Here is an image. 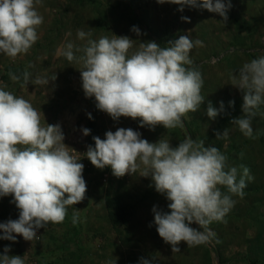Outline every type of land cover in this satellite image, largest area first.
I'll return each mask as SVG.
<instances>
[{
	"label": "rangeland",
	"instance_id": "rangeland-1",
	"mask_svg": "<svg viewBox=\"0 0 264 264\" xmlns=\"http://www.w3.org/2000/svg\"><path fill=\"white\" fill-rule=\"evenodd\" d=\"M231 3L226 24L216 13L187 6L181 12L179 5L157 0H41L36 5L43 17L38 39L26 54L11 58L0 53V88L29 101L41 113L42 126H61L64 144L84 165L87 191L82 202L67 207L63 223L38 229L32 241L22 236H16L15 242L0 239V254L10 247L8 254L21 256L24 264H114L115 260L116 264H142L143 259L150 264H264V104L254 110L251 137L231 123L243 115V93L233 86L232 75H238L243 64L264 55V0ZM181 17H189L190 22ZM133 26L140 29L139 37L131 31ZM80 30L91 36L81 40L77 35ZM184 34L202 41L191 50L190 59L191 66L202 74L205 100L197 112L182 118L183 127L173 129L158 125L149 130L139 126V119L126 117L114 121L97 109L94 97L86 98L79 71L82 64L63 55L68 43L82 48L88 39L101 36H128L167 47L168 41ZM139 41H134L129 54ZM82 54L75 52L76 56ZM7 68L15 70L20 80L13 81ZM25 71L30 74L26 85ZM54 75L56 79L51 80ZM37 78L49 83L33 84ZM209 101L217 109L221 101L224 105L214 120L206 114ZM119 127L132 128L151 143L168 140L172 147L186 137L202 140L206 147L215 146L227 157L228 168H237V180L243 175L241 166L250 170L252 178L245 177L243 197L233 195L235 204L224 220L209 225L215 234L209 242L196 246L181 242L180 251L172 252L156 231L152 213L153 206L170 211L169 201L156 192L151 178L139 172L117 178L110 167L97 169L84 156L88 145L94 147L92 136L104 139L107 131ZM82 128L90 129V134L84 136ZM225 129L228 136L217 139L215 133ZM218 187L231 195L225 186ZM12 199L0 197V223L18 219L19 209ZM74 214L78 217L75 224ZM190 226L199 229L195 223Z\"/></svg>",
	"mask_w": 264,
	"mask_h": 264
},
{
	"label": "clouds",
	"instance_id": "clouds-1",
	"mask_svg": "<svg viewBox=\"0 0 264 264\" xmlns=\"http://www.w3.org/2000/svg\"><path fill=\"white\" fill-rule=\"evenodd\" d=\"M41 0H0V53L11 58L26 54L38 39L37 28L43 17L36 10ZM157 3L179 5L216 13L224 24L228 21L231 0H157ZM190 22L189 17H181ZM131 31L139 37L140 29ZM83 40L91 33L80 30ZM134 41L128 36L112 38L101 36L88 39L87 44L65 46L63 55L68 61L82 64L80 71L82 89L86 98H95L96 107L114 121L121 117L139 119L140 127L154 130L162 125L165 129L183 127L182 118L189 112H197L204 102L201 95L203 79L193 65L190 52L201 46L202 41L188 35L170 40L167 47L155 41L138 44L129 54ZM75 50V51H74ZM75 52H82L76 56ZM13 81L20 77L9 73ZM54 75L51 80H55ZM233 86L243 93L242 112L231 123L248 137L253 134L254 111L264 104V55L243 64L238 75H232ZM30 74L23 73L28 84ZM33 84H48L49 80L37 78ZM230 105L234 101L229 102ZM224 110L214 108L208 102L206 114L214 120ZM88 118L92 119L91 113ZM84 136L90 129H81ZM217 139L228 136L215 133ZM64 133L59 124L42 126L41 113L23 97H17L0 88V197L11 196L19 209L16 220L0 223L3 235L0 239L15 242L16 236L26 241L37 237V230L49 223H63L67 207L85 199L87 185L83 178L84 165L70 154L64 144ZM94 147L87 146L84 156L97 169L110 167L112 175L121 178L126 174L140 173L152 180L156 192L169 201L163 211L153 206L154 224L162 240L179 252L181 242L196 246L209 242L215 234L209 225L223 221L234 206L233 195L243 197L250 170L243 167V175L237 180L236 167L228 168L227 157L215 146L204 145L202 140L186 137L176 147L168 140L155 143L141 138L132 128L119 127L107 131L105 138L93 136ZM225 186L229 194L221 192ZM78 217L73 215V223ZM199 225V230L190 225ZM15 233L16 235H13ZM10 247L0 254V264H24L19 255H9ZM116 264V260L114 262ZM142 264H150L146 259Z\"/></svg>",
	"mask_w": 264,
	"mask_h": 264
},
{
	"label": "trees",
	"instance_id": "trees-1",
	"mask_svg": "<svg viewBox=\"0 0 264 264\" xmlns=\"http://www.w3.org/2000/svg\"><path fill=\"white\" fill-rule=\"evenodd\" d=\"M7 71H10V73H12V74H15V73L17 74V72L15 70L10 69V68H7ZM186 129H187V133L189 134V136H191V130H190V128L187 126ZM92 142L94 143V140L93 139H92Z\"/></svg>",
	"mask_w": 264,
	"mask_h": 264
}]
</instances>
